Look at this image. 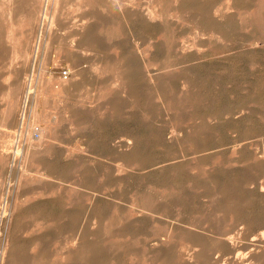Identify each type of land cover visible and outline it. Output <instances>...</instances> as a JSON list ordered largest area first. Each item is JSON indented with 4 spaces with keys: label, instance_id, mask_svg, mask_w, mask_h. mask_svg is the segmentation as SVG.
<instances>
[{
    "label": "rangeland",
    "instance_id": "1",
    "mask_svg": "<svg viewBox=\"0 0 264 264\" xmlns=\"http://www.w3.org/2000/svg\"><path fill=\"white\" fill-rule=\"evenodd\" d=\"M47 1L0 0V264H264V0H109L79 73Z\"/></svg>",
    "mask_w": 264,
    "mask_h": 264
},
{
    "label": "bare ground",
    "instance_id": "2",
    "mask_svg": "<svg viewBox=\"0 0 264 264\" xmlns=\"http://www.w3.org/2000/svg\"><path fill=\"white\" fill-rule=\"evenodd\" d=\"M11 1H13V0H11ZM61 0H48L47 1V3L43 6V14L41 15H39V20H41L42 19V21H41V30H42V34H43V31H44V34H46V36H47V38L48 39H50V38H52V36L54 35V33H53V30H54V26L55 25H57V23L59 22V16H57V11H58V5H59V2H60ZM79 1V3H77V4H80L81 6H84V7H86V6H89V7H94L95 5H97L98 7H99V17L100 18H98V24H95V23H93V21H91V20H89L87 17H85V19L87 18L88 20H84V18L82 19V22H80V23H78V21H77V23H75V25H76V27H74L75 29H74V35L76 36V38H78L79 37V39L75 42V43H73V47L76 45V46H78V47H80L79 48V50L80 49H82L81 51H82V56L81 55H78V57L76 56L75 57V59H74V61H73V66H72V68H74L75 69V71H77L78 73L81 71L80 69V62L82 61L83 62V57H88V56H91V53H89L88 52V50H96V47H100V46H103V44H105L106 43V40H107V37L109 36V14H108V10H109V4H110V2H109V0H78ZM176 9L177 10H179V11H181L182 9H185L186 7H187V4L185 3V0H177L176 1ZM15 6V5H14ZM13 6V7H14ZM11 8V10H12V12H11V14H13V12H14V8H16V7H14V8H12V6L10 7ZM86 9H88V7L86 8ZM92 10V9H91ZM41 11V10H40ZM167 12H169V11H167ZM14 13H16V11L14 12ZM172 13V12H171ZM163 14H165L164 13V10L163 9H159V10H155V9H153V10H151L150 11V15H151V17H153V18H157V17H161L162 18V16H163ZM95 14H93V12H92V14H90V17H93ZM84 20V21H83ZM159 20H161V19H159ZM167 21V20H166ZM73 25V24H72ZM74 25V26H75ZM158 25H161V23H159ZM72 27V26H71ZM112 32V31H111ZM42 34H41V36H42ZM111 35V34H110ZM75 38V39H76ZM109 38H111V36L109 37ZM173 43V42H172ZM75 44V45H74ZM176 45H177V43H175ZM179 45H181V47H182V49H183V51H185L186 50V46H187V44H186V42L184 41V40H179ZM91 46H93V47H95V48H93V47H91ZM76 50H78V49H76ZM76 50H74V54H75V52H76ZM80 52V51H79ZM72 54V53H71ZM80 54V53H79ZM72 56V55H71ZM75 56V55H74ZM83 58V59H82ZM118 63V62H117ZM116 63V64H117ZM120 63H122V62H120ZM80 64V65H79ZM119 65V64H118ZM97 67V66H96ZM102 67H103V65H102ZM120 67V66H119ZM104 68V67H103ZM103 68H101V69H103ZM105 69V68H104ZM97 71V70H96ZM105 71H106V69H105ZM116 71V70H115ZM121 71V70H120ZM104 72V71H103ZM97 73L99 74V72L97 71ZM96 73V74H97ZM105 73V72H104ZM104 73H100V75L101 74H104ZM111 74V73H110ZM118 74H119V72H118ZM121 74V73H120ZM74 76V75H73ZM78 76V75H77ZM99 76V75H98ZM102 76V75H101ZM121 76V75H120ZM96 77H97V75H96ZM100 77V76H99ZM114 79H116V78H114ZM118 79V78H117ZM101 80V79H100ZM120 80H121V77H120ZM110 81V80H109ZM115 81H117V80H115ZM119 83V82H118ZM123 83H124V80H123V78H122V83L120 84V86H122L123 85ZM32 83H30V87H28L29 89L27 90V93H26V96L27 97H29L30 96V94L32 93V89L31 88H33L32 87V85H31ZM120 89V88H119ZM118 91V90H117ZM23 92V91H22ZM24 93H25V90H24ZM16 118V117H15ZM14 120H16V119H14ZM34 137V136H33ZM47 139H48V137H46V136H43L42 134L39 136V138H37V139H34V138H32L31 139V141H30V143L29 144H31V146L33 147V145L34 146H38V147H40V146H42V145H44V144H46L47 143ZM32 147H28V149L26 150V152H25V154H23L24 156V158H27V157H35L34 155H36L35 154V152L33 151V150H35V149H32ZM17 151V150H16ZM19 151V150H18ZM36 151V150H35ZM20 152V151H19ZM16 154H17V152H15ZM36 153H37V151H36ZM17 155H19V154H17ZM17 155L15 156V157H17ZM49 171V170H48ZM54 175V174H53ZM44 176H46V174L44 175ZM47 176H50V175H47ZM40 177V176H39ZM41 177H42V175H41ZM41 178H39V180H40ZM44 190V189H43ZM46 191V190H45ZM149 204V203H148ZM145 205V204H144ZM151 205V204H150ZM149 206V205H148ZM147 206V207H148ZM144 206H142V208H143ZM142 208H141V210H142ZM145 208H146V205H145ZM144 209V208H143ZM146 211H148V209H145ZM144 213V212H143ZM232 216V215H231ZM187 230H188V228H187ZM190 230V229H189ZM187 232V231H186ZM190 232H193L192 230L190 231ZM196 232V231H195ZM188 233V232H187ZM184 234V233H183ZM186 234V233H185ZM189 234V233H188ZM193 234V233H192ZM195 234V233H194ZM219 236V235H218ZM264 236V235H263ZM240 237V236H239ZM264 238V237H263ZM229 239H231V240H229L228 241V244L231 246V247H233V246H236V245H239V244H237V240L235 239V243H236V245H235V243H234V241H232V236L229 238ZM225 241V240H224ZM222 242V241H221ZM254 243V242H253ZM226 244V243H225ZM237 247V246H236ZM8 248V247H7ZM72 249V248H71ZM76 249H78V248H76ZM73 251V250H72ZM18 250L16 249V248H14V247H12V248H10V249H8V251H5L4 250V252H2V257H14L15 255H17L18 253ZM70 251L68 250L67 251V254H68V256H70L71 254L69 253ZM180 252V251H179ZM31 253H32V251H31ZM60 253V252H59ZM70 254V255H69ZM35 255V254H34ZM262 255V254H261ZM55 256V255H54ZM192 256H194V255H192ZM33 257H35V256H33ZM57 257V256H56ZM198 258L199 257H201L200 255H198L197 256ZM247 257V256H246ZM251 257H260V254L259 253H257V251L256 252H254V251H252V254H251ZM62 259H63V257H62ZM68 260H69V258H67ZM66 259V260H67ZM86 259V258H85ZM260 259H261V257H260ZM36 261L37 259H33V261ZM200 260H201V258H200ZM257 260V259H256ZM262 260V259H261ZM65 261V260H64ZM32 262V261H31ZM38 262H39V260H38ZM259 262H260V260H259ZM39 263H41V262H39ZM258 263V262H257ZM262 263H263V261H262ZM192 264H196V262H194V263H192ZM253 264H254V262H253Z\"/></svg>",
    "mask_w": 264,
    "mask_h": 264
}]
</instances>
